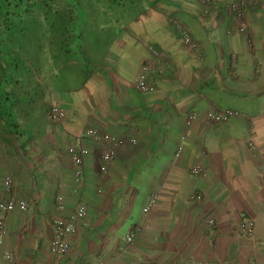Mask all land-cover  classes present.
I'll return each instance as SVG.
<instances>
[{
    "label": "crops",
    "instance_id": "0c3cea01",
    "mask_svg": "<svg viewBox=\"0 0 264 264\" xmlns=\"http://www.w3.org/2000/svg\"><path fill=\"white\" fill-rule=\"evenodd\" d=\"M218 1L220 4L232 2ZM196 4L197 11L193 12L179 0H159L138 19L143 23L147 20L146 28L136 26L130 37L123 35L131 32L118 31L109 38L111 43L103 51V59H92L93 65L88 64L92 71L86 80L87 86H84L86 82L83 84L88 92L85 88L83 92L89 96L77 99L64 91L57 93L50 81L47 92L40 94L39 107L44 103L64 111L61 124L47 129L53 134L50 154H44L42 146L36 142L23 145L24 139L28 140L34 130L30 126L27 131L25 125L18 123L17 112H11L8 118L12 126L0 116V201L14 198L27 206L26 211L14 210L6 216L0 234V264H14V258L7 261L3 256L16 247L20 248L15 257L17 262L41 264L40 253L44 252L45 245L43 233L48 231V237L52 236V220L48 222L47 216L54 211L56 197L63 200L62 217L73 213L77 199L87 204L88 216H98L100 211H105L103 202L93 198L95 195L91 193L92 186L104 180L100 177V150L105 146L81 140L80 135L86 130L117 141L105 186L115 197L121 195L119 201L117 199L118 209L128 208V215L134 212L139 197L128 185L132 181L126 173L133 174L141 160L147 158L153 159L151 166L159 169L154 172L149 166V200L144 199L140 208L152 200L149 211L143 214L140 210L138 223L121 225L126 228L122 242L128 233L134 235L129 254H123L129 257L121 261L129 264L133 259L134 264L147 260L154 264H264V109L253 108L251 113L242 114V119L231 125V122L220 125L206 122L207 112L227 109L226 106L218 107L219 102L227 99L232 103L221 89L242 91L244 87L241 86L250 82L245 78L247 74L260 67L249 68L246 64L251 52L242 37L230 38L224 34L226 38H219L215 50L210 38L214 25H229L231 15L222 12L213 21L202 17V6L199 1ZM170 6L183 9L179 13L190 20L198 18L201 27L208 26L209 31L203 32L200 41L194 36L200 44L201 56L184 45L171 26L167 15ZM245 19L256 46L261 48L256 35L260 23L264 22V0L245 11ZM149 24L152 25L150 32ZM129 38L131 49L138 55L123 74L120 64L126 59L123 54L128 50H119L121 59L112 57L111 51ZM238 41L243 45L241 51L235 50ZM153 51L168 64L169 70L155 77L153 93L142 95L135 91L134 84L141 64L151 58ZM230 52L235 55L234 64L226 61ZM97 60L101 63L99 66ZM116 62L117 67L114 66ZM67 64L74 65L69 60ZM25 98L21 93L11 100L20 103ZM188 111L197 113L190 126L183 120ZM48 121H45L47 126ZM6 132L15 135V144L7 140ZM123 136L134 138L136 144H126ZM72 145H80L89 152L82 166L80 185H74L69 167L67 149ZM194 168H199L202 175L192 177L190 172ZM118 172L122 174L120 184L113 185L117 186V191H111L108 186L113 182L112 174L118 176ZM159 172L160 181L154 175ZM8 178L11 186L6 192L4 182ZM195 192L202 196L201 201L191 204L189 197ZM164 212L172 214L174 222L156 228L154 220L159 221ZM242 216L252 221L250 239L240 234ZM209 221L214 227H207ZM70 243L71 247L77 246L73 239ZM48 244L46 241V253Z\"/></svg>",
    "mask_w": 264,
    "mask_h": 264
},
{
    "label": "rangeland",
    "instance_id": "374dc122",
    "mask_svg": "<svg viewBox=\"0 0 264 264\" xmlns=\"http://www.w3.org/2000/svg\"><path fill=\"white\" fill-rule=\"evenodd\" d=\"M159 0H94L91 1L89 6L85 7L84 11L77 17V23L79 29L74 32V34H79L81 37V43L78 47L75 45H69V49L71 51V55L66 56L59 52L56 46L50 48L45 41H41L39 38L40 48H34L28 51L27 53H23V61L26 65L25 71L23 74L19 75L15 78L13 77V82L6 89L7 92L11 93L13 97H16L18 94H25L26 98L22 102H18L17 100H13L14 104L12 105V112H17L18 118L17 121L21 125H25L27 127V131H30V126L33 128L35 135H31L28 140L24 139L23 145L27 146L31 142H36V144L41 145L44 154H50L53 152L50 149V143L53 140V134L50 130L47 129L54 128V124L49 119V112L52 107H47L43 103V106L39 107L41 102V95L43 92H47L50 86V81H52V88L57 93L65 92V94H70L77 99L82 98V96H89L86 92H88V88L83 87V84L88 79L91 68L88 64L93 65L92 59H103L102 53L106 47H109L111 41H108L109 38H112L118 31L121 33L123 31L131 32L126 33L123 36L130 37L132 33L135 31L136 26L138 28L144 27L146 28L147 20L143 23V21L138 20L141 19L140 16H143L145 11L153 8V4L158 2ZM200 2L202 6V17L211 18L214 21V17L218 16L220 13L229 12L231 15V23L229 25L223 24L220 26L219 24H215V30L211 32V39L213 41V47L216 50L217 45L219 44V38L228 37H242L245 40L246 45L249 48L250 59L246 63L249 68L250 66L260 67L259 69H255L247 74L245 77L250 82L247 86L244 87L242 91H228L227 89H221V91L225 92L227 96L232 99V103L229 101L223 100L219 102L218 107L226 106L227 109L236 111L240 114L239 117L232 118L228 122H231L229 125L234 124L237 120H241L242 114H248L252 112L253 108L262 107L264 109V22L259 25V33L256 35L261 42V48L257 47L254 41V36L251 28L247 25V21L245 19V11L251 10L256 4H258L259 0H232V2L225 1L222 4L219 3L218 0H179L182 4H184L185 8H188L190 11L196 12V2ZM221 6V7H220ZM174 7V8H173ZM170 6L168 13V17L171 19L177 18L183 26L188 30L190 34V38L194 47L188 46L192 51H194L197 56H201V49L198 45L199 42L195 40L196 36L200 41V36L205 31H209L208 26L201 27L200 20L196 18L195 20H190L184 14H180V11L175 6ZM171 8V9H170ZM182 13V12H181ZM227 16V15H226ZM244 16V17H243ZM242 18V19H239ZM137 24V25H136ZM172 26V25H171ZM221 28V29H220ZM174 29V28H173ZM149 32L152 31V25L149 24ZM120 33V34H121ZM193 33V37L192 34ZM225 34V35H224ZM230 37V38H231ZM194 38V39H193ZM241 38V39H242ZM47 40V37H46ZM113 43V42H112ZM131 40L124 39L123 43L119 46L116 45L111 51V56L117 59H121L122 55H119V50L126 51L123 56L126 59H122L123 64H120V69H122V73H127L128 66L134 61L135 57L138 55L134 50L131 49ZM234 48V47H233ZM243 45L238 41L237 51H241ZM131 50V51H130ZM58 52V56H56ZM99 53V54H97ZM244 57H247V53ZM229 58H226L227 63L232 62L234 64L235 55L233 53H229ZM102 56V57H101ZM231 56V57H230ZM134 57V58H133ZM68 60L72 62V64L65 65ZM96 61L97 66L101 63ZM164 63V62H163ZM253 63V64H252ZM118 62L114 64L117 67ZM165 72L168 71V64L164 63ZM164 73V72H163ZM162 73V74H163ZM159 74L157 76H161ZM53 76V77H52ZM251 76V77H249ZM249 77V78H248ZM17 79V81L15 80ZM251 79V80H250ZM155 80V79H154ZM237 80V79H236ZM23 81L22 86L19 85L20 82ZM18 82V83H16ZM88 81L84 84L87 86ZM34 84V85H33ZM83 88L86 92H83ZM225 88V87H224ZM228 91V94L226 92ZM30 91V92H29ZM83 92V93H82ZM45 94L43 95V97ZM90 100V99H89ZM91 101V100H90ZM260 106V107H259ZM41 109L42 112L40 111ZM37 110H39L37 112ZM225 110V109H223ZM221 110H211V112H216ZM41 112V113H40ZM195 112V111H192ZM210 112V111H209ZM207 112V113H209ZM196 113V112H195ZM197 114V113H196ZM48 121V126L45 125V121ZM196 118L194 119V121ZM192 121V123L194 122ZM62 122V121H61ZM60 122V124H61ZM207 122V120H206ZM191 123V124H192ZM210 125H220V124H211ZM5 132V131H4ZM52 134V135H51ZM9 142L13 144L16 143L15 135L9 134L6 132L4 135ZM23 137V135H22ZM81 139V135H80ZM184 139V138H182ZM127 144V143H126ZM102 145V144H101ZM80 146V145H79ZM81 147V146H80ZM30 149L29 147L26 148ZM106 149V146L100 150V154L102 151ZM43 151V152H44ZM167 153V152H166ZM49 156V155H46ZM153 160V159H152ZM149 161V158L146 160H141L140 167L134 170V173L127 172L126 174L131 178L132 183L128 184L134 188L135 193L139 197L135 206L134 212L130 215L129 209L125 208L120 210L117 205V199L119 201V197H115L113 192H108L106 189L105 182L107 173L110 174V166H112L113 162L105 167V175L104 180L100 181L99 184H94L91 189V193L95 196L96 200L102 201V205L105 208V211H100V215L91 216L86 215V217L81 221H76L74 224V233L70 235L67 239L69 250L67 254L62 258L52 257L50 254L46 253L45 245L46 241H50L51 237H48V231H45L44 240L45 245L43 246V253L41 252L42 262L41 264H118L119 261L121 264H129L128 262L121 261V259H125V257H129L123 254H129L131 245H127L123 240V236L125 235L126 228L122 227L126 222H131L132 224L138 223L140 221V210L143 214V209L141 208V203L146 199L149 200V189L151 186V176L149 177V166L153 171H157L158 167L153 168L151 165L154 161ZM101 168V167H100ZM117 168V167H116ZM115 168V169H116ZM159 170V169H158ZM131 171V170H130ZM113 182L109 184V188L111 191H117V186H113L116 183L120 184V178L122 176L121 173L118 172V176L113 173ZM157 175V180H161V173L154 174ZM191 176V175H190ZM101 177V173H100ZM192 177H198L192 175ZM129 182V180H128ZM82 183V182H81ZM114 187V188H111ZM153 190V188L151 189ZM109 195V198H107ZM91 198V199H93ZM173 204H176L174 200H171ZM191 204H197L195 202L189 201ZM77 206L83 205L87 212V204L77 199ZM79 204V205H78ZM127 202L124 204L126 205ZM149 204V202L147 203ZM146 204V205H147ZM130 207V205H129ZM149 210V209H148ZM74 212V211H73ZM73 214V213H72ZM71 214V215H72ZM61 213L56 214L54 211L50 212V215L47 216L48 222L53 221L57 218H62L63 220H67L68 217H62ZM129 216V217H128ZM6 219V217H5ZM4 219V221H5ZM120 220V222H119ZM174 217L172 214H168L164 212V215L160 218V220H154L156 228L164 227L170 224H173ZM120 224V225H119ZM122 225V226H121ZM158 226V227H157ZM116 231V232H115ZM3 232V231H2ZM2 234V233H1ZM116 235V236H115ZM243 237V236H242ZM49 238V240H48ZM70 239H73L76 247H71ZM246 239V238H245ZM121 243L123 246L121 247ZM48 252V245H47ZM20 253V248L16 247L12 252H8L11 255L12 261L14 258V264H25L24 262H17L15 257H18ZM5 256V254H4ZM3 256V259H4ZM115 258V260H111ZM46 259L45 262H43ZM119 261H117V260ZM48 260V262H47ZM135 260V259H133ZM130 264H134V261ZM68 261V262H67ZM149 262V260L145 261ZM144 262V263H145ZM120 264V263H119Z\"/></svg>",
    "mask_w": 264,
    "mask_h": 264
},
{
    "label": "built area",
    "instance_id": "2783aa9c",
    "mask_svg": "<svg viewBox=\"0 0 264 264\" xmlns=\"http://www.w3.org/2000/svg\"><path fill=\"white\" fill-rule=\"evenodd\" d=\"M172 27L175 32L179 35L182 43L184 45L194 47L190 38V34L188 30L183 26V24L177 19L173 18L170 20ZM165 65L159 58L156 52H152V56L150 59L144 61L138 71L136 82L134 84V89L137 93L145 95L151 94L154 92V79L157 75L165 72ZM240 114L236 111L225 109L216 112H209L206 114L207 122L211 124H224L227 123L230 119L239 117ZM64 117L63 109L59 107H52L49 112L50 121L58 125L62 121ZM197 117V114L192 111H188L183 115V120L186 126H190L192 121ZM90 140L94 142H98L104 146L106 149L100 154V162H101V178H104L105 175V167L113 162L115 158L114 147L117 144V141L111 138L108 135L99 134L93 130H86L81 134V140ZM124 142L129 144L130 146H134L136 141L134 138L129 136H123ZM120 143V142H119ZM118 143V144H119ZM67 155L69 158V167L72 170V177L74 185H79L83 181V170L82 166L85 159L88 157L89 152L87 149L80 147L79 145H72L67 149ZM191 173L196 176L201 175V170L199 168H194ZM5 191L8 192L10 188V181L7 179L4 182ZM189 200L191 202H199L201 201V196L198 193H194L190 196ZM152 201H149V204L145 206L143 212L148 211ZM27 209L26 204L23 201L16 200L14 198H8L7 200L0 201V234L3 231L4 219L7 214L11 213L14 210L25 211ZM53 210L56 214H59L63 210V200L61 197L55 198V203L53 205ZM86 217V209L83 205H79L75 208L73 214L67 219L63 220L61 218H57L53 221V229L52 236L48 244V253L55 258L64 257L68 250V242L67 239L70 235L74 233V224L76 221H81ZM208 227H213L212 221H209L207 224ZM240 233L247 239H250L253 235V224L252 221L246 218L245 216L241 217L240 224ZM134 240V235L132 233H128L124 241L127 245H131ZM4 259L7 261H11L12 257L10 254H6ZM144 264H153L152 262H145Z\"/></svg>",
    "mask_w": 264,
    "mask_h": 264
},
{
    "label": "trees",
    "instance_id": "16d2710c",
    "mask_svg": "<svg viewBox=\"0 0 264 264\" xmlns=\"http://www.w3.org/2000/svg\"><path fill=\"white\" fill-rule=\"evenodd\" d=\"M91 1L0 0V116L8 126L13 125L8 118L14 102L6 89L26 69L23 53L40 48V38L50 48L56 46L62 54L71 55L69 45L81 43L80 35L74 34L79 29L77 17ZM57 56L58 52L53 57Z\"/></svg>",
    "mask_w": 264,
    "mask_h": 264
},
{
    "label": "clouds",
    "instance_id": "9594fccd",
    "mask_svg": "<svg viewBox=\"0 0 264 264\" xmlns=\"http://www.w3.org/2000/svg\"><path fill=\"white\" fill-rule=\"evenodd\" d=\"M55 125V124H54ZM190 174L191 175H193L191 172H190ZM201 175H202V173H201ZM196 176V175H195ZM7 180V179H6ZM8 180L10 181V179L8 178ZM80 185V184H79ZM10 186H11V181H10ZM10 189V188H9ZM195 193H197V192H195ZM194 194V193H193ZM192 194V195H193ZM199 194V193H198ZM200 195V194H199ZM201 196V195H200ZM202 197V196H201ZM190 198V197H189ZM150 201H152V200H150ZM190 201V200H189ZM153 202V201H152ZM200 202V201H199ZM199 202H197V203H199ZM145 206H147V205H145ZM145 206L143 207V210H144V208H145ZM150 209V208H149ZM26 211V210H25ZM149 211V210H148ZM148 211H146V212H148ZM8 215V214H7ZM86 215H87V212H86ZM62 219V218H61ZM213 223V222H212ZM208 224V223H207ZM208 227V226H207ZM214 227V226H213ZM3 228H4V226H3ZM241 234V233H240ZM242 235V234H241ZM243 236V235H242ZM244 237V236H243ZM245 238V237H244ZM247 239V238H246ZM6 255V254H5ZM150 262H152V261H150ZM153 263V262H152ZM144 264V263H143ZM154 264V263H153Z\"/></svg>",
    "mask_w": 264,
    "mask_h": 264
}]
</instances>
